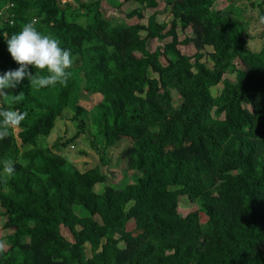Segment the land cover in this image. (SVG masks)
<instances>
[{"label":"trees","instance_id":"1","mask_svg":"<svg viewBox=\"0 0 264 264\" xmlns=\"http://www.w3.org/2000/svg\"><path fill=\"white\" fill-rule=\"evenodd\" d=\"M72 1L0 0V74L18 69L6 39L31 21L74 60L66 86L25 78L0 98L28 112L0 140V161L16 168L6 178L0 164V264H264V38L252 49L247 33L264 0H223L227 14L219 0H163L168 23L156 20L158 0ZM128 2L138 5L105 17L102 4ZM65 108L74 134L39 144ZM88 125L97 160L79 170L55 149ZM120 138L130 141L119 152L125 170L108 182L105 148ZM179 193L199 206L178 212Z\"/></svg>","mask_w":264,"mask_h":264},{"label":"rangeland","instance_id":"2","mask_svg":"<svg viewBox=\"0 0 264 264\" xmlns=\"http://www.w3.org/2000/svg\"><path fill=\"white\" fill-rule=\"evenodd\" d=\"M69 1H70L69 4L71 6L73 7L76 6V4H74L72 0H69ZM158 1L160 2L159 6H162V7L159 9L160 13L157 14L156 20L164 21L165 23H168L170 17H169V14L166 12V8H164L163 0H158ZM115 2H117V0H115ZM217 4H218L217 7L220 9V13L227 14V12L223 8V5H224L223 0H219ZM137 5L138 4L134 2H128L125 8L124 6H121L117 9H110L108 6L104 7V4H102V7H103V12L106 18H113L117 20L122 17L124 10H128L129 8H132ZM260 9H262L263 11L261 15H264V4L260 6L259 10L258 9L256 10L260 11ZM256 10L255 8H250L249 15L254 14ZM150 11H151V8H146L144 10L145 15L149 14ZM176 30L178 32L177 33L178 38H181L183 35L179 34L180 32L179 26L176 27ZM187 32H190L189 28H186L185 30H183V34H186ZM247 33H249L251 36V38L248 41V47L252 49L258 48L261 45V42L264 38V25H259L258 23L254 21L251 22L250 24L247 23ZM168 40H169V37H166L164 39H161L160 41L165 42ZM152 44L153 42L148 40L147 45H146L147 48L153 47ZM181 49H183V47ZM190 50L192 49L190 48ZM210 51H211V48L209 46L207 45L204 46V48L202 49L203 57L200 59L201 61H205L208 67H210L211 62L210 60H208L206 53ZM161 61L164 62L163 57H161ZM235 65L237 67L240 66L237 60H235ZM222 77H227L229 80H232L233 73L225 71L222 74ZM171 94H172L173 103L176 104L178 101V96L177 94H175L174 91H171ZM6 98H3V99H6ZM94 100L95 98L94 96H92L91 98L86 99L85 101H82L81 103L86 108H88L91 106V104H93ZM68 112H70L68 108L63 109L61 116L55 119L54 125L49 131V133L46 136H42L38 139L39 144L50 146L53 143L58 142L59 140H66L74 134L75 123L74 121H71L69 118H67V116L69 115ZM93 132H94V127L92 125H88V128H86L84 132L78 134L76 137H73L71 140H69L64 145L60 146L58 149H55V150H57L59 153H61L66 158L67 164L70 165L72 168L81 170L87 166H92L96 162L97 156L91 150L92 147L88 144L89 143L88 139L89 138L91 139V136L88 137L87 134L91 135ZM129 143L130 141L128 139L120 138L113 145H109L105 148L106 158L108 162L102 167V170L103 171L106 170L108 174L110 170L112 171L111 176L106 175V181L109 182V181L117 180L120 177L121 172L125 170L124 168L125 160L119 157V152L122 148L127 146ZM98 145H100V143H98ZM100 149L103 150V143L100 145ZM131 179L132 177H130L129 175H126L124 180H122V182L130 181ZM104 183H105L104 180L94 182L92 188L95 191L100 192L102 190ZM197 206H199L198 198H196L195 200H190L185 193L178 194V205H177L178 212L180 213L185 212L187 209L196 208ZM76 212H81V210L76 209ZM203 215H201L200 217L201 221L203 220V218H205V216ZM0 223H1V219H0ZM132 226L133 225L131 222L126 224V228H130ZM6 231L7 229L5 228L0 229V233L6 232ZM62 232L67 235L69 234L68 230H65V228H62ZM85 250H86V253L89 254L87 243H85Z\"/></svg>","mask_w":264,"mask_h":264},{"label":"clouds","instance_id":"3","mask_svg":"<svg viewBox=\"0 0 264 264\" xmlns=\"http://www.w3.org/2000/svg\"><path fill=\"white\" fill-rule=\"evenodd\" d=\"M258 22L264 25V15L258 17ZM6 42L12 59L19 67L0 74V98L8 97L10 94L7 90L16 88L25 78L30 82L31 88L41 89L54 87L57 84L67 85L72 75L69 70L74 64L71 50L62 48L60 41L51 34L39 31L34 21L22 24L20 31L12 34ZM29 66L45 71L43 74L36 71L32 74ZM20 100L21 96L15 95L14 101L19 102ZM27 116V111L0 106V140L9 137L11 130L21 126ZM0 164L3 166L6 178H11L15 174L16 168L12 159L6 158L0 161ZM5 249L6 242L0 241V252Z\"/></svg>","mask_w":264,"mask_h":264}]
</instances>
